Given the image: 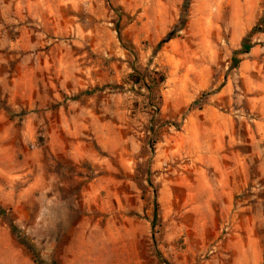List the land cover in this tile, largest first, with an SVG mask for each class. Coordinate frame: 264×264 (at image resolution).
Returning a JSON list of instances; mask_svg holds the SVG:
<instances>
[{"label": "rangeland", "instance_id": "obj_1", "mask_svg": "<svg viewBox=\"0 0 264 264\" xmlns=\"http://www.w3.org/2000/svg\"><path fill=\"white\" fill-rule=\"evenodd\" d=\"M108 1L0 0V264H264V0Z\"/></svg>", "mask_w": 264, "mask_h": 264}, {"label": "trees", "instance_id": "obj_2", "mask_svg": "<svg viewBox=\"0 0 264 264\" xmlns=\"http://www.w3.org/2000/svg\"><path fill=\"white\" fill-rule=\"evenodd\" d=\"M109 4V1L106 0ZM116 32L119 36V29H118V24H116ZM172 37L170 34H167L165 39L162 40L160 44L170 40ZM158 45V46H159ZM250 45L249 44H242L241 49L238 51L237 54H246L249 49H250ZM232 61L234 62L235 66L240 62L238 58H233ZM128 81H130V83L132 85H136L139 88H141L142 86H144L145 88L149 89L150 92L152 94H154V92L158 91L160 85L164 82V75L161 72H157V71H149L147 73L141 72L135 68L132 69V72L128 75ZM149 85L151 86L149 88ZM157 98L159 99V96L156 95ZM156 205L154 207V215H153V219H152V224L155 223L156 219H157V209H156Z\"/></svg>", "mask_w": 264, "mask_h": 264}]
</instances>
